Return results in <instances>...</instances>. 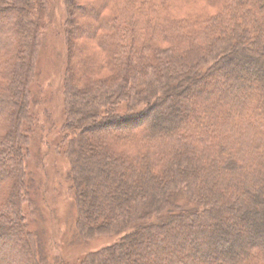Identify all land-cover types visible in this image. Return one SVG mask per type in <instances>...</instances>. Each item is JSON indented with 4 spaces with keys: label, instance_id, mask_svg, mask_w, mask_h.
Wrapping results in <instances>:
<instances>
[{
    "label": "trees",
    "instance_id": "obj_1",
    "mask_svg": "<svg viewBox=\"0 0 264 264\" xmlns=\"http://www.w3.org/2000/svg\"><path fill=\"white\" fill-rule=\"evenodd\" d=\"M66 5L77 234L123 236L81 264H264V0ZM52 18L50 0H0V264L47 261L25 207Z\"/></svg>",
    "mask_w": 264,
    "mask_h": 264
},
{
    "label": "rangeland",
    "instance_id": "obj_2",
    "mask_svg": "<svg viewBox=\"0 0 264 264\" xmlns=\"http://www.w3.org/2000/svg\"><path fill=\"white\" fill-rule=\"evenodd\" d=\"M53 18L46 24L38 73L32 89L37 100L31 105L35 124L30 134V178L35 185L33 207L26 205L30 227L43 235L46 264H81L98 252L122 240L104 232L87 241L77 234L75 194L71 191V160L65 152L64 73L67 56L66 0H50ZM28 208V209H27Z\"/></svg>",
    "mask_w": 264,
    "mask_h": 264
}]
</instances>
